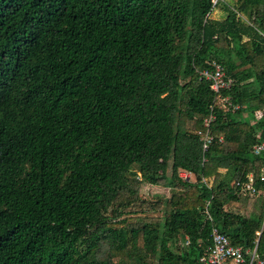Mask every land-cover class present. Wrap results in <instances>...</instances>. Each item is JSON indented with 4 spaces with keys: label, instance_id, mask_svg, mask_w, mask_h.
<instances>
[{
    "label": "trees",
    "instance_id": "16d2710c",
    "mask_svg": "<svg viewBox=\"0 0 264 264\" xmlns=\"http://www.w3.org/2000/svg\"><path fill=\"white\" fill-rule=\"evenodd\" d=\"M211 9L0 0V264H202L214 228L264 264V0Z\"/></svg>",
    "mask_w": 264,
    "mask_h": 264
},
{
    "label": "built area",
    "instance_id": "2783aa9c",
    "mask_svg": "<svg viewBox=\"0 0 264 264\" xmlns=\"http://www.w3.org/2000/svg\"><path fill=\"white\" fill-rule=\"evenodd\" d=\"M222 0H212L211 12L216 9L218 4ZM210 14L207 16V18ZM200 80L207 81L211 84V88L216 95H220L223 90H228L233 84V80L227 76V73L223 66L214 62L211 68L205 69L200 72ZM216 116L213 114L205 119L204 126L209 129L211 123L215 120ZM214 138L210 134L209 130L203 134V152L206 153L209 150ZM253 154L256 156L264 155V142H260L253 148ZM206 160V159H205ZM180 176L187 181H191L193 177L190 172L184 171L180 173ZM260 180L264 181V167L261 170ZM206 182V181H205ZM255 179L254 176H250L248 183L241 188L242 193L255 194ZM212 245L208 248L205 255L200 259L202 264H227L232 262L233 264H247L246 254H251V260L249 264H253L257 260L256 249L252 252L245 251L241 246H235L231 243L229 237L222 233L218 228H214L211 234Z\"/></svg>",
    "mask_w": 264,
    "mask_h": 264
},
{
    "label": "rangeland",
    "instance_id": "374dc122",
    "mask_svg": "<svg viewBox=\"0 0 264 264\" xmlns=\"http://www.w3.org/2000/svg\"><path fill=\"white\" fill-rule=\"evenodd\" d=\"M215 16V13L213 14ZM191 181L194 182L195 178L192 177ZM142 194L146 198L153 199L156 196H163V197H168L170 195L169 189L159 187V186H150V185H145L142 189Z\"/></svg>",
    "mask_w": 264,
    "mask_h": 264
},
{
    "label": "crops",
    "instance_id": "0c3cea01",
    "mask_svg": "<svg viewBox=\"0 0 264 264\" xmlns=\"http://www.w3.org/2000/svg\"><path fill=\"white\" fill-rule=\"evenodd\" d=\"M214 13H215V16H212L213 18H221V17H222V15H221L220 12L215 11ZM214 13H213V14H214ZM154 187H155V186H154Z\"/></svg>",
    "mask_w": 264,
    "mask_h": 264
}]
</instances>
